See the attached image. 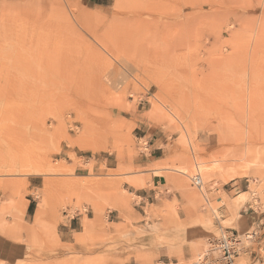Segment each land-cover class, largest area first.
Returning a JSON list of instances; mask_svg holds the SVG:
<instances>
[{"label": "rangeland", "instance_id": "rangeland-1", "mask_svg": "<svg viewBox=\"0 0 264 264\" xmlns=\"http://www.w3.org/2000/svg\"><path fill=\"white\" fill-rule=\"evenodd\" d=\"M16 1L0 264H264V0Z\"/></svg>", "mask_w": 264, "mask_h": 264}, {"label": "built area", "instance_id": "built-area-1", "mask_svg": "<svg viewBox=\"0 0 264 264\" xmlns=\"http://www.w3.org/2000/svg\"><path fill=\"white\" fill-rule=\"evenodd\" d=\"M199 174V173H198ZM195 186L199 191H202V181L199 175H194L192 178ZM252 235L247 233L246 238L250 239ZM242 240L239 239L234 232H223L219 237L214 239L209 246V249L202 254L197 264H236L240 251L242 250Z\"/></svg>", "mask_w": 264, "mask_h": 264}, {"label": "crops", "instance_id": "crops-1", "mask_svg": "<svg viewBox=\"0 0 264 264\" xmlns=\"http://www.w3.org/2000/svg\"><path fill=\"white\" fill-rule=\"evenodd\" d=\"M161 263L162 264H170L171 263V260L170 259H168V260L161 259Z\"/></svg>", "mask_w": 264, "mask_h": 264}, {"label": "bare ground", "instance_id": "bare-ground-1", "mask_svg": "<svg viewBox=\"0 0 264 264\" xmlns=\"http://www.w3.org/2000/svg\"><path fill=\"white\" fill-rule=\"evenodd\" d=\"M19 1H22V0H17V1H16L17 3H15V4H20ZM23 1H24V0H23ZM13 5H14V4H13ZM14 6H15V5H14ZM201 256H203V255L200 254V255L198 256V259H199Z\"/></svg>", "mask_w": 264, "mask_h": 264}]
</instances>
